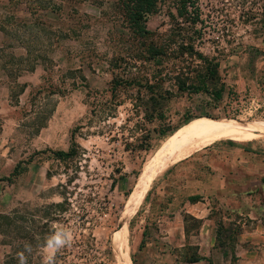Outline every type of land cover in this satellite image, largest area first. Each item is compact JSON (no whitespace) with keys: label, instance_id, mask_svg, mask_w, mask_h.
Here are the masks:
<instances>
[{"label":"rangeland","instance_id":"rangeland-1","mask_svg":"<svg viewBox=\"0 0 264 264\" xmlns=\"http://www.w3.org/2000/svg\"><path fill=\"white\" fill-rule=\"evenodd\" d=\"M195 4L201 18L194 26L177 16L172 1H161L148 17L146 44L167 48L162 65L154 67L133 58L145 43L131 33L119 0H0V178L6 180H0V214L18 210L28 218L25 229L36 233L28 264H42L39 246L61 227L72 231L73 241L54 264H119L112 234L145 163L171 131L190 117L264 120V0ZM183 36L190 38L192 54L180 48ZM196 53L219 60V79L210 85V92L223 90L219 100L208 92H181L174 84L176 75L188 80L202 66ZM161 72L172 96L157 101L154 115L145 114L143 99L150 95L143 87L130 86L111 99L115 75L137 73L145 83ZM111 102L116 104L108 112ZM259 139L218 141L157 177L128 222L130 263L144 245L137 240L140 229L158 228L164 204L158 189L167 175L227 171L226 151L242 146L263 154L264 137ZM73 143L79 151L74 160L54 155ZM60 186L69 193L62 214L67 222H46L38 209L61 200ZM255 191L262 202L263 193ZM19 234L16 226L0 231V264L17 257L11 241Z\"/></svg>","mask_w":264,"mask_h":264},{"label":"crops","instance_id":"crops-1","mask_svg":"<svg viewBox=\"0 0 264 264\" xmlns=\"http://www.w3.org/2000/svg\"><path fill=\"white\" fill-rule=\"evenodd\" d=\"M226 153L227 171L167 175L158 189L164 202L158 228L140 229L144 245L134 264H264V200L255 191L264 195V153L242 146Z\"/></svg>","mask_w":264,"mask_h":264},{"label":"trees","instance_id":"trees-1","mask_svg":"<svg viewBox=\"0 0 264 264\" xmlns=\"http://www.w3.org/2000/svg\"><path fill=\"white\" fill-rule=\"evenodd\" d=\"M161 1H172L175 4L177 16L182 19H186L187 17V20H190V23L193 26L196 25L201 18L200 9L195 4V0H119L122 16L125 22L127 23L131 33L136 38L140 40H144L142 42L145 43L142 48H138L137 52L134 53L135 55H133V58L135 60L139 58L148 62H152L154 64V67L162 65V61L167 55V48L164 45H158L155 42H150L146 44V38L150 35V31L147 28L146 23L148 17L157 11L158 4ZM177 36L179 37L182 36V29L179 28V30L177 31ZM180 39L182 41L180 43L181 46L180 48L182 50H185V52H190V54H192L193 47L190 43V38L188 37L189 39L188 40L187 37L183 36V38ZM185 52L182 51V53ZM196 56L202 61V66H200L199 69L197 70L191 71L188 80H182L179 76L180 74L176 75L174 84L177 86V89L181 92H188V93L208 92L211 95H213L214 100H219L220 98H222V94H223L222 89L214 90L213 92H210V85L215 84V82L219 79V72H218L220 65L219 60L216 57H212V58L207 57L202 53H196ZM142 67H143L142 65L138 66L139 69ZM122 70L124 74L126 67H124ZM160 70L161 69H159L158 67V72H160ZM162 72L156 79L152 81L146 80L145 83L142 81L141 78H138L137 73L127 77H121L115 75V77H113V80L111 81V86H110L111 99L114 100L117 97L118 92L120 90H124L130 86L143 87L147 90L148 95H150V97L147 98L146 100L143 99L144 100L143 105L146 112L145 114L148 115V113H150L154 115V112L160 109V107L158 109L156 107L158 103L157 101L161 102L163 100H167V98H170L172 96L171 92L168 89L163 88L162 83L165 81V79L163 77L164 75L162 74ZM114 103L115 102H111L108 112H111L112 107L114 109V106L112 105ZM107 114L109 116V113ZM153 115L150 116L152 117ZM192 119L193 117L186 119L183 124L187 123ZM173 132L174 130L171 131V133ZM78 154H79L78 146L75 143L71 144V146L67 151L60 150L54 152V155L62 162L74 160ZM18 169L20 170V165L17 164L14 168L13 174L17 175ZM70 181L71 179L68 180V182ZM263 182H264V177H263ZM61 188H62L61 186L58 187V190H60ZM61 190L62 192L59 191L61 195L60 201L51 202L38 209L39 212L45 213L46 222L48 221L52 222L54 220L62 221L64 223L67 222V220L62 217V214L67 210V207L69 205V198L67 196L69 195V193H66L65 187H63V189ZM27 219H28L27 217H24L23 215H19L18 210H13V212L9 214L7 213L0 214V231L3 232V228L5 229L7 227L16 226L18 231L20 232L19 235L12 237L13 243L11 241V245H12L11 248H13V250L18 249L19 251H22L23 245L25 243H29L32 245V243L35 240L34 238L36 236V233L34 231L30 232L27 229H25V223H27L26 222ZM19 238H23L25 240L18 241ZM197 259L198 258H192L191 260H197ZM10 261L11 262L15 261L16 263L17 257L14 258L13 256L10 255L8 257V262L5 264H10Z\"/></svg>","mask_w":264,"mask_h":264},{"label":"bare ground","instance_id":"bare-ground-1","mask_svg":"<svg viewBox=\"0 0 264 264\" xmlns=\"http://www.w3.org/2000/svg\"><path fill=\"white\" fill-rule=\"evenodd\" d=\"M241 119L196 117L176 129L157 147L145 163L129 196L119 228L112 234L119 264H131L128 254V222L157 177L193 153L218 141L246 142L264 137V120Z\"/></svg>","mask_w":264,"mask_h":264},{"label":"clouds","instance_id":"clouds-1","mask_svg":"<svg viewBox=\"0 0 264 264\" xmlns=\"http://www.w3.org/2000/svg\"><path fill=\"white\" fill-rule=\"evenodd\" d=\"M73 241V234L67 228H55L45 238L41 249L42 264H54L57 253L70 246ZM33 247L29 243H25L23 250L17 253L18 264H28V256L32 254Z\"/></svg>","mask_w":264,"mask_h":264}]
</instances>
